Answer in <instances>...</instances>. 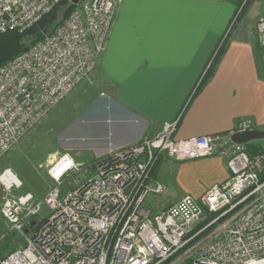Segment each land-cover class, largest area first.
Masks as SVG:
<instances>
[{
	"label": "built area",
	"instance_id": "1",
	"mask_svg": "<svg viewBox=\"0 0 264 264\" xmlns=\"http://www.w3.org/2000/svg\"><path fill=\"white\" fill-rule=\"evenodd\" d=\"M60 2L0 0V34L29 29ZM122 2L79 0L52 33L0 66V160L95 73ZM257 32L264 46V15ZM178 124L166 122L155 136L94 160L91 175L71 190L63 191L64 181L83 165L65 153L49 170L53 186L42 200L30 192L8 196L1 212L24 245L0 264H264V153L251 155L232 140L255 129L254 119L182 139L175 138ZM212 156L224 159L227 180L157 212L145 204L164 191L152 174L162 157ZM10 170L0 181L17 190L21 180L5 181ZM44 205L48 214L36 218Z\"/></svg>",
	"mask_w": 264,
	"mask_h": 264
},
{
	"label": "crops",
	"instance_id": "2",
	"mask_svg": "<svg viewBox=\"0 0 264 264\" xmlns=\"http://www.w3.org/2000/svg\"><path fill=\"white\" fill-rule=\"evenodd\" d=\"M233 1L237 3L123 0L94 75L99 89L91 106L99 103L100 109L115 115L108 119L112 145L99 155L155 136L164 123L175 120L177 139L231 131L242 117L253 118L256 128L264 129V66L255 53L257 22H249L231 39L230 33L214 74L201 83L237 11ZM162 159L166 161L158 172L172 178L163 195L169 205L187 194L200 197L230 175L219 156L174 164Z\"/></svg>",
	"mask_w": 264,
	"mask_h": 264
},
{
	"label": "rangeland",
	"instance_id": "3",
	"mask_svg": "<svg viewBox=\"0 0 264 264\" xmlns=\"http://www.w3.org/2000/svg\"><path fill=\"white\" fill-rule=\"evenodd\" d=\"M246 2L247 0H244L239 9L237 3L234 2L235 10L240 11ZM263 15L264 0H249L245 11L239 17L238 21V14H234L235 17L233 16L231 22L226 27L223 36L225 35L224 37H226L231 27L232 34L229 39L238 36V34L244 31V28H248L249 22L252 25V23L258 22V19ZM257 37L256 43L258 44V34ZM261 57V64L264 66L262 54ZM95 73L90 76L89 80L80 83L33 130L28 132L1 158L0 176L6 169H11L21 180L22 185L17 190L9 191L5 189L0 181V246L4 245L3 240L5 239V235L12 236L14 240L20 235V233L12 228L11 224L1 212L4 201L8 196L13 193L22 194L30 192L34 194L36 199L42 200L48 190L53 186V182L49 176V170L60 156L65 153H70L83 165V168L79 172L64 181L62 186L63 191L71 190L91 175L94 160L107 155L101 156L99 153H102L112 145L108 119L109 117L110 119H115V115L114 112L107 108L100 109L99 107L102 105L99 103L91 106L95 102L96 93L99 89V85L94 77ZM251 142H255L260 147L262 146L261 149L264 150V139ZM258 153H264V151H259ZM165 161L166 159L161 160L154 177L164 185V191L159 195H149L145 202L155 212L169 205L165 203L163 195L168 184L172 183V178H170L168 172H158ZM171 161L173 164L181 163L176 160ZM173 186L175 188L179 187L177 184H173ZM46 214H48V208L44 205L42 212L36 218L40 219Z\"/></svg>",
	"mask_w": 264,
	"mask_h": 264
},
{
	"label": "trees",
	"instance_id": "4",
	"mask_svg": "<svg viewBox=\"0 0 264 264\" xmlns=\"http://www.w3.org/2000/svg\"><path fill=\"white\" fill-rule=\"evenodd\" d=\"M237 7L242 5L244 0H236ZM249 0L245 3L244 7L239 11L237 10L236 14L237 21L239 17L243 14L248 5ZM78 7V3H72V0H61V2L56 5L50 12L45 14L39 21H37L32 27L29 29L20 32L19 30H9L7 32L0 34V66L5 65L10 60L14 59L24 51L28 50L32 45H34L39 40L43 39L46 35L52 33L56 27L62 23L66 18H68L72 12ZM232 31V27L229 30L226 37L221 41L215 55L213 57V61L205 73L203 80L201 83L207 81L211 75L214 74L215 65L219 61L220 57L225 53L226 47L228 44V36ZM255 53L257 55L258 60H260V55H263L264 58V47L260 43L255 44ZM260 68V66H259ZM260 73L264 75L263 68H260ZM247 151L252 155L258 153L259 151H264L262 146L255 144V142H249L246 144ZM161 159L156 162L153 169V177L156 175V169L160 164ZM260 177L264 180V170L261 172ZM3 240V244L0 248V256L4 257L8 255L10 252L14 251L18 247L22 246L24 243L23 238L19 235L18 237L13 239L12 236L5 235ZM22 243V244H21Z\"/></svg>",
	"mask_w": 264,
	"mask_h": 264
},
{
	"label": "water",
	"instance_id": "5",
	"mask_svg": "<svg viewBox=\"0 0 264 264\" xmlns=\"http://www.w3.org/2000/svg\"><path fill=\"white\" fill-rule=\"evenodd\" d=\"M79 0H72V3L77 4ZM264 139V129H252L244 132H235L232 134V140L236 143L247 144L251 141ZM35 220L31 225L35 224ZM26 231H29L27 229Z\"/></svg>",
	"mask_w": 264,
	"mask_h": 264
},
{
	"label": "bare ground",
	"instance_id": "6",
	"mask_svg": "<svg viewBox=\"0 0 264 264\" xmlns=\"http://www.w3.org/2000/svg\"><path fill=\"white\" fill-rule=\"evenodd\" d=\"M19 178L10 170L7 172V174L5 175V181L10 184L11 182H16L19 183Z\"/></svg>",
	"mask_w": 264,
	"mask_h": 264
}]
</instances>
